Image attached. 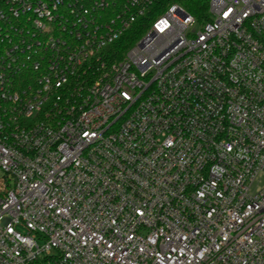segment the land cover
I'll use <instances>...</instances> for the list:
<instances>
[{"label": "built area", "instance_id": "2783aa9c", "mask_svg": "<svg viewBox=\"0 0 264 264\" xmlns=\"http://www.w3.org/2000/svg\"><path fill=\"white\" fill-rule=\"evenodd\" d=\"M160 1L0 0V264H264V0Z\"/></svg>", "mask_w": 264, "mask_h": 264}, {"label": "trees", "instance_id": "16d2710c", "mask_svg": "<svg viewBox=\"0 0 264 264\" xmlns=\"http://www.w3.org/2000/svg\"><path fill=\"white\" fill-rule=\"evenodd\" d=\"M170 2H175L182 5L200 23H204L206 20L209 19V12H208L209 0H161L159 3L166 4ZM135 37L136 36L131 35L130 32V34L125 35L120 41H118L117 44L125 48L126 46L132 43V40Z\"/></svg>", "mask_w": 264, "mask_h": 264}, {"label": "rangeland", "instance_id": "374dc122", "mask_svg": "<svg viewBox=\"0 0 264 264\" xmlns=\"http://www.w3.org/2000/svg\"><path fill=\"white\" fill-rule=\"evenodd\" d=\"M264 185V175H260L259 179L256 180L252 190L253 192H255L256 190H258L261 186Z\"/></svg>", "mask_w": 264, "mask_h": 264}, {"label": "snow or ice", "instance_id": "6c2138e0", "mask_svg": "<svg viewBox=\"0 0 264 264\" xmlns=\"http://www.w3.org/2000/svg\"><path fill=\"white\" fill-rule=\"evenodd\" d=\"M232 10L229 9L228 12H225L224 15L227 16L229 14V12H231ZM85 135H87V133H85Z\"/></svg>", "mask_w": 264, "mask_h": 264}]
</instances>
